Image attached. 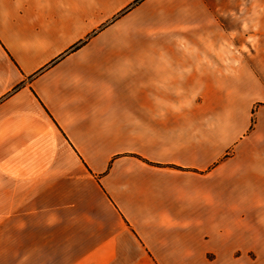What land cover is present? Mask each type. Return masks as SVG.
Segmentation results:
<instances>
[{"label": "crops", "instance_id": "obj_1", "mask_svg": "<svg viewBox=\"0 0 264 264\" xmlns=\"http://www.w3.org/2000/svg\"><path fill=\"white\" fill-rule=\"evenodd\" d=\"M262 37L264 0H0V264L264 245Z\"/></svg>", "mask_w": 264, "mask_h": 264}, {"label": "rangeland", "instance_id": "obj_2", "mask_svg": "<svg viewBox=\"0 0 264 264\" xmlns=\"http://www.w3.org/2000/svg\"><path fill=\"white\" fill-rule=\"evenodd\" d=\"M259 43H264V37L259 38ZM264 108V103H257L254 105L252 112ZM262 216V213L260 214ZM264 230L260 229V232ZM224 263V262H222ZM226 264H264V245H258L253 251H244L242 254H237V259L229 260Z\"/></svg>", "mask_w": 264, "mask_h": 264}]
</instances>
